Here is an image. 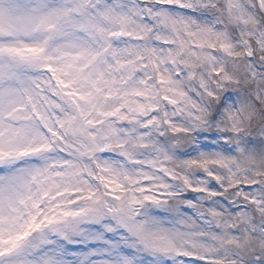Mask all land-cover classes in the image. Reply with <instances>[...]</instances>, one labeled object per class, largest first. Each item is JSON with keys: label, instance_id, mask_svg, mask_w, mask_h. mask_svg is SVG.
Returning a JSON list of instances; mask_svg holds the SVG:
<instances>
[{"label": "snow or ice", "instance_id": "snow-or-ice-1", "mask_svg": "<svg viewBox=\"0 0 264 264\" xmlns=\"http://www.w3.org/2000/svg\"><path fill=\"white\" fill-rule=\"evenodd\" d=\"M0 264H264V0H0Z\"/></svg>", "mask_w": 264, "mask_h": 264}]
</instances>
